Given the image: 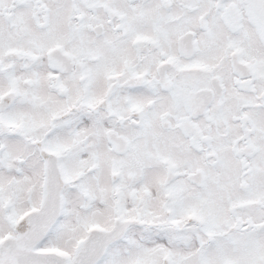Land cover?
Returning a JSON list of instances; mask_svg holds the SVG:
<instances>
[{
  "label": "snow or ice",
  "instance_id": "snow-or-ice-1",
  "mask_svg": "<svg viewBox=\"0 0 264 264\" xmlns=\"http://www.w3.org/2000/svg\"><path fill=\"white\" fill-rule=\"evenodd\" d=\"M0 264H264V0H0Z\"/></svg>",
  "mask_w": 264,
  "mask_h": 264
}]
</instances>
